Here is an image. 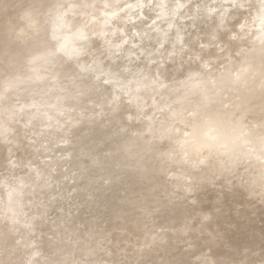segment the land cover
Returning <instances> with one entry per match:
<instances>
[{
  "label": "clouds",
  "instance_id": "clouds-1",
  "mask_svg": "<svg viewBox=\"0 0 264 264\" xmlns=\"http://www.w3.org/2000/svg\"><path fill=\"white\" fill-rule=\"evenodd\" d=\"M0 264H264V0H0Z\"/></svg>",
  "mask_w": 264,
  "mask_h": 264
}]
</instances>
